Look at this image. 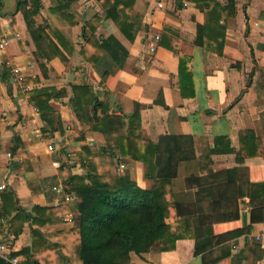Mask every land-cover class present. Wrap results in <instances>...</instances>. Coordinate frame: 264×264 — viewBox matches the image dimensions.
Returning <instances> with one entry per match:
<instances>
[{
	"label": "crops",
	"instance_id": "0c3cea01",
	"mask_svg": "<svg viewBox=\"0 0 264 264\" xmlns=\"http://www.w3.org/2000/svg\"><path fill=\"white\" fill-rule=\"evenodd\" d=\"M18 1L22 0H9L5 10L1 0L0 41L5 39L7 44L0 48V182L6 184L5 191L14 193L17 204L26 213L36 215L32 209L36 205H72L73 198L63 200V178L58 176L57 168L62 161H74L82 146L98 148L107 144L102 133L82 126L70 107L71 85L83 82L93 87L100 99L109 87L107 108L111 112L130 115L137 103L141 129L148 139L156 141L165 133L194 138L196 164L185 167L187 170H183L184 166L180 168L179 185L184 186L186 174L216 168L237 169L241 175L246 174V181H264V0H216L227 5L230 12L225 22L222 55L193 43L197 23L203 21V10L192 0H181V8L176 6V0H135L133 8L142 19L133 42L110 18L101 17L97 0H71L69 9L63 8L61 12L57 0H39L35 16L39 30L31 33L26 29L22 12L16 10ZM158 3L162 6L158 7ZM33 7L31 1L25 6L28 10ZM64 11L67 17L62 14ZM96 15H100V21L88 25ZM83 29L86 36L92 33L100 39L112 36L127 49L123 67L115 75L104 73L103 67L95 69L83 58L80 52L85 42ZM155 35L159 39L155 50L150 52L148 43ZM182 55L190 56L188 67L194 95L189 97L181 95L178 85V63ZM15 69L17 74L13 73ZM24 79L34 82L24 86ZM41 87L59 90V95L49 103L63 122L62 132L46 130L49 126L27 97L26 91ZM157 97L164 105L155 103ZM81 131L83 138H79ZM15 135L23 143L25 159L12 155ZM220 136H227L236 152L245 147L240 143L241 137L259 138V141L249 158L238 157L235 152L211 153L214 139ZM48 145H53L54 150H48ZM122 161L125 168L120 171H126L139 187H151L154 181L145 176L141 162ZM84 171L79 163L73 168V173ZM54 186L59 190L55 191ZM4 190L0 192V204ZM195 190L187 188L190 192ZM248 201L246 195L240 199L238 220L214 224V234H225L223 242L196 254L194 240L182 239L171 250L131 252L130 262L264 264V218L251 224V234L263 233L260 240L236 235V229L245 226L241 221L243 212L246 225L250 223ZM75 216L70 210L43 226L28 219L18 235L7 233L6 219H0V231L15 251L32 253L33 244L40 246L33 240L32 228L57 235L75 226Z\"/></svg>",
	"mask_w": 264,
	"mask_h": 264
},
{
	"label": "trees",
	"instance_id": "16d2710c",
	"mask_svg": "<svg viewBox=\"0 0 264 264\" xmlns=\"http://www.w3.org/2000/svg\"><path fill=\"white\" fill-rule=\"evenodd\" d=\"M28 1L33 2L31 10L25 8ZM97 1L101 17L110 18L123 35L133 42L141 29L142 19L133 8L135 0ZM192 1L197 2L200 10H203V21L197 23L193 43L222 55L225 22L230 13L227 5L216 0ZM38 3L39 0L17 2L16 10L22 12L26 29L30 33L34 29L39 30L35 22ZM57 3L58 11L61 12L71 0H57ZM176 6L182 7L181 0H176ZM1 7L0 0L2 16ZM65 11L63 15L67 14ZM101 17L96 15L88 25L100 21ZM82 34L85 42L80 52L87 62L98 70L103 67L104 73L108 75H115L121 70L128 55L122 44L112 36L102 39L94 33L86 36L84 29ZM105 56L110 62L105 60ZM189 62L190 56L179 57L178 85L181 95L187 97L194 95ZM32 82V79L22 81L24 86ZM71 89L69 102L76 119L82 126L87 125L89 130L102 133L107 144L98 148L82 146L74 161H62L57 168L58 176L63 178L61 191L72 196V205H36L32 208L36 213L33 215L19 207L13 192H2L0 219H6L7 233L13 235L22 232L23 224L28 219L37 226H43L59 214L70 210L76 214L75 226L57 235L44 234L37 227L32 228L33 240L39 242L40 246L37 248L33 244L32 253L16 251L14 254L18 256L20 264H132L131 252L140 254L152 249L171 250L178 240L188 238L194 240V253L198 254L225 240V234H214L213 226L238 220L239 201L245 195L249 200L248 207L251 208L250 223L236 229V235L250 233L251 224L264 218V181H246V174L241 175L237 169L216 168L186 174L183 178L184 186L179 185L180 168L184 166L185 170V167L190 168L196 164L195 143L191 135L165 133L152 141L142 132L137 103L130 115H124L107 108L108 86L102 99L85 82L72 84ZM58 91L55 87L26 91L30 103L49 126L46 130L50 133L63 131V122L49 103L52 97L59 95ZM155 103L164 105L160 97H157ZM83 136L84 132L81 131L79 138ZM256 141L259 138L241 137L240 143L245 147L236 152L230 139L220 136L214 139V147L209 151L216 154L235 152L238 157L249 158L254 155L252 150L256 147ZM13 142L12 155L25 159L26 153L20 137L15 135ZM123 159L143 164L145 176L154 181L149 189L139 187L126 171L119 170L118 164ZM77 163L83 165L84 173H73ZM190 187L196 190L187 191ZM0 264L12 263L0 257Z\"/></svg>",
	"mask_w": 264,
	"mask_h": 264
},
{
	"label": "built area",
	"instance_id": "2783aa9c",
	"mask_svg": "<svg viewBox=\"0 0 264 264\" xmlns=\"http://www.w3.org/2000/svg\"><path fill=\"white\" fill-rule=\"evenodd\" d=\"M158 7H161L162 4L161 3H158L157 4ZM159 39V36L158 35H155L148 43V48H149V51L150 52H153L155 50V47H156V43ZM7 44V41L5 39H2L0 41V48H2L3 46H5ZM13 73L17 74L18 73V69H15L13 71ZM37 111V109H36ZM48 150L52 151L54 150V147L53 145H48ZM10 154L8 153V156ZM56 165V163H54ZM118 167L119 169H123L125 168V164L124 162L120 161L119 164H118ZM4 189H6V184L4 182H0V192L3 191ZM53 189L55 191H58L59 190V187L58 186H54ZM72 199V196L68 193H65L64 195V200L65 201H69ZM1 202V201H0ZM65 220H70L69 217H65L64 218ZM263 235V233H258L256 235H253L251 233H248V234H244L242 235L245 239L247 240H260L261 239V236ZM6 240L4 239L1 231H0V257H2L4 260L12 263V264H20L19 263V258L17 255H15L14 253L16 252L14 247L9 243V242H5Z\"/></svg>",
	"mask_w": 264,
	"mask_h": 264
},
{
	"label": "water",
	"instance_id": "95a60500",
	"mask_svg": "<svg viewBox=\"0 0 264 264\" xmlns=\"http://www.w3.org/2000/svg\"><path fill=\"white\" fill-rule=\"evenodd\" d=\"M241 221H242V225H246V213L245 212L241 214Z\"/></svg>",
	"mask_w": 264,
	"mask_h": 264
},
{
	"label": "rangeland",
	"instance_id": "374dc122",
	"mask_svg": "<svg viewBox=\"0 0 264 264\" xmlns=\"http://www.w3.org/2000/svg\"><path fill=\"white\" fill-rule=\"evenodd\" d=\"M3 1H4V4H5L4 9L6 10V5L8 6V4H9V0H3ZM5 10H4V12H5Z\"/></svg>",
	"mask_w": 264,
	"mask_h": 264
}]
</instances>
